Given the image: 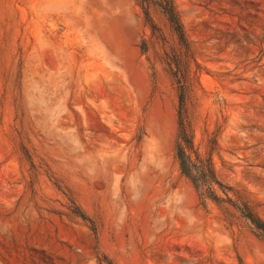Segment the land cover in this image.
Segmentation results:
<instances>
[{"label": "rangeland", "instance_id": "obj_1", "mask_svg": "<svg viewBox=\"0 0 264 264\" xmlns=\"http://www.w3.org/2000/svg\"><path fill=\"white\" fill-rule=\"evenodd\" d=\"M175 3L190 51L137 0H0V264H264L180 171L168 65L197 150L264 222V0Z\"/></svg>", "mask_w": 264, "mask_h": 264}, {"label": "trees", "instance_id": "obj_2", "mask_svg": "<svg viewBox=\"0 0 264 264\" xmlns=\"http://www.w3.org/2000/svg\"><path fill=\"white\" fill-rule=\"evenodd\" d=\"M147 18L150 17L152 8H157L166 17L171 29L178 38L180 44L190 51L189 42L181 22L175 0H137ZM168 65L176 79L179 89L178 126L179 133L176 144V158L179 163L181 173L186 176L207 199L218 204L228 202L235 207L241 216L246 219L256 231L257 235L264 239V222L255 212L239 197L234 200L233 193L228 187L216 178L215 171L210 158H204L196 148L191 129L188 125L186 112L187 81L181 59L171 57ZM222 192L226 198L219 195ZM236 196V195H234Z\"/></svg>", "mask_w": 264, "mask_h": 264}]
</instances>
